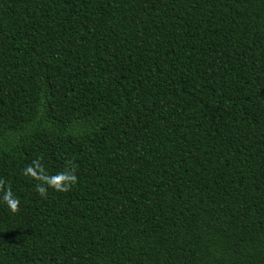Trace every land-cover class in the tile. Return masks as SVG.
<instances>
[{
    "label": "trees",
    "instance_id": "trees-1",
    "mask_svg": "<svg viewBox=\"0 0 264 264\" xmlns=\"http://www.w3.org/2000/svg\"><path fill=\"white\" fill-rule=\"evenodd\" d=\"M0 180V264H264V0H0Z\"/></svg>",
    "mask_w": 264,
    "mask_h": 264
},
{
    "label": "clouds",
    "instance_id": "clouds-1",
    "mask_svg": "<svg viewBox=\"0 0 264 264\" xmlns=\"http://www.w3.org/2000/svg\"><path fill=\"white\" fill-rule=\"evenodd\" d=\"M22 174L37 182L35 189L44 199H47L49 188L56 192L67 193L73 185L78 183V177L71 161H69V167L64 171L49 174L39 159L33 160L27 168L22 170ZM5 184L6 181L0 180V200L7 205L12 214H18L20 200L13 194L11 186L5 187Z\"/></svg>",
    "mask_w": 264,
    "mask_h": 264
}]
</instances>
